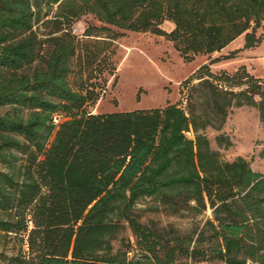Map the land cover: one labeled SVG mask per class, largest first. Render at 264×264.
Returning a JSON list of instances; mask_svg holds the SVG:
<instances>
[{"label": "trees", "instance_id": "obj_1", "mask_svg": "<svg viewBox=\"0 0 264 264\" xmlns=\"http://www.w3.org/2000/svg\"><path fill=\"white\" fill-rule=\"evenodd\" d=\"M85 14L103 30L162 35L191 60L241 34L243 48L258 45L264 0H0V107H10L0 112V239L13 248L6 264H264V173L240 155L221 159L205 133L220 129L232 106L256 108L264 123L261 81L238 70L226 78L246 87L234 90L210 69L241 48L185 79L183 106L94 114L83 110L93 91L68 82L71 27ZM56 111L68 116L58 126ZM143 198L211 217L187 233L144 223L135 208Z\"/></svg>", "mask_w": 264, "mask_h": 264}, {"label": "rangeland", "instance_id": "obj_2", "mask_svg": "<svg viewBox=\"0 0 264 264\" xmlns=\"http://www.w3.org/2000/svg\"><path fill=\"white\" fill-rule=\"evenodd\" d=\"M103 25L93 15L85 14L71 27L76 37V52L71 58L68 82L74 89L93 91L94 99L88 100L83 110L94 114L163 107L169 103L183 106L184 80L210 58L233 50L199 53L191 60H186L173 46V42L162 35L150 31L122 30L111 25H106L108 30H103L100 28ZM160 26L170 31L174 24L165 20ZM88 27L91 29L90 35L84 34ZM46 31L43 27L39 29L40 33ZM256 35L262 37L258 45L247 50L240 47L235 57L221 59L210 65L220 82L234 90L245 88L246 85H236L237 80L226 77L242 69L264 85V21L256 30ZM241 37L244 38V34ZM255 98L259 99V96L255 95ZM8 110L9 106L0 107V112ZM23 113L26 114L27 110H23ZM205 133L221 159L231 161L240 155L254 170L264 173V123L260 121L256 108L232 106L220 129L207 127ZM220 134L228 137L231 144L226 145L224 141L220 143L217 140ZM187 135L191 136L190 133ZM157 205L150 198L139 199L135 208L140 220L144 223L154 222L160 227L171 225L187 233L211 217L210 209L198 214H178ZM122 235L134 241L129 229L124 230ZM113 243L117 247L119 239ZM12 250V242L4 246L0 239V264H6L4 257Z\"/></svg>", "mask_w": 264, "mask_h": 264}, {"label": "crops", "instance_id": "obj_3", "mask_svg": "<svg viewBox=\"0 0 264 264\" xmlns=\"http://www.w3.org/2000/svg\"><path fill=\"white\" fill-rule=\"evenodd\" d=\"M241 35H239L238 37H236L234 40H232L229 44H227L224 48H222L221 50H232V49H236V48H240L243 47L244 44V38L241 37ZM249 48H245V50H247Z\"/></svg>", "mask_w": 264, "mask_h": 264}, {"label": "built area", "instance_id": "obj_4", "mask_svg": "<svg viewBox=\"0 0 264 264\" xmlns=\"http://www.w3.org/2000/svg\"><path fill=\"white\" fill-rule=\"evenodd\" d=\"M68 116H66L65 113L56 111L52 114V122L55 126H58L63 120L67 119ZM189 134V132H187Z\"/></svg>", "mask_w": 264, "mask_h": 264}]
</instances>
